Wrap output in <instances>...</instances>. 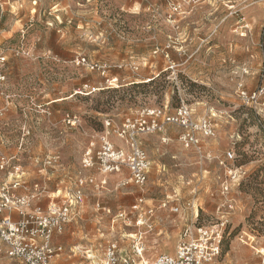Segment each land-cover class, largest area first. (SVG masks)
<instances>
[{"label": "rangeland", "instance_id": "obj_1", "mask_svg": "<svg viewBox=\"0 0 264 264\" xmlns=\"http://www.w3.org/2000/svg\"><path fill=\"white\" fill-rule=\"evenodd\" d=\"M3 3L0 163L8 170L2 181L12 183L11 166L21 165L27 187L16 192L35 193L32 205L43 208L73 195L81 178L93 176L97 183L83 185L76 217L55 233L63 246L59 261L101 264L115 242L122 261L151 263L161 253H175L184 228L228 220L222 248L238 236L260 251L264 264V109L244 104L235 87L238 80L249 89L263 82L264 0ZM174 4L180 8L174 10ZM84 57L87 61L79 62ZM88 62L106 65L105 73ZM86 82L101 91L77 94ZM182 104L215 124V135L202 139L201 152L186 149L181 128L171 125L166 133L142 136L152 161L143 187L84 167L86 151L99 147L105 130L121 143L105 126L108 119L117 126L140 109L167 105L174 112ZM68 113L77 115L74 124L66 121ZM232 165L245 174L226 196L222 183ZM141 194L146 209L157 207L151 229L136 224L130 212ZM167 195L175 196L177 212L172 204L158 208ZM195 198L197 218L188 207ZM177 216L183 221L176 222ZM138 241L144 255L139 256ZM0 264L25 263L6 254L0 239Z\"/></svg>", "mask_w": 264, "mask_h": 264}, {"label": "built area", "instance_id": "obj_2", "mask_svg": "<svg viewBox=\"0 0 264 264\" xmlns=\"http://www.w3.org/2000/svg\"><path fill=\"white\" fill-rule=\"evenodd\" d=\"M180 7L174 4V10ZM5 61L6 57H2ZM79 62H86V57L79 59ZM89 63V62H88ZM90 64V63H89ZM91 68H97L105 73L106 65L90 64ZM244 73H249L245 66ZM236 93L244 104L250 105L262 111L264 109V79L255 89H249L240 80L236 82ZM100 86L85 83L76 91L77 94L85 95L100 92ZM78 117L68 113L66 121L74 124ZM181 128L179 140L186 149H198L201 152L202 139L211 138L215 135V124L209 117L196 118L193 110L186 104L180 105L174 112L169 111L167 105L157 107H146L136 111L135 114L126 116L120 125L114 126L111 120L106 121L107 129H112L113 134L123 141L122 146L111 139V130H105L99 137L100 145L89 148L83 158L84 167L98 170L105 174L122 173L127 168L130 177L127 182H133L143 187L149 181V173L152 168L147 151L144 149L141 138L143 135L166 133L169 126ZM169 138L164 136L163 140ZM228 158H233V153L228 152ZM7 164L0 163V239L6 246V254L11 258L21 259L25 264H54V259L63 253V246L53 243L55 233H62L66 225L72 220L75 206L84 200L83 185L87 183L97 184L93 176L79 179L81 188L76 189L73 195L69 194L66 203L54 202L47 208L40 205L32 208L34 194L21 195L16 189L22 184L21 165H12L10 175L14 181L9 183L2 181V172L7 171ZM9 166V165H8ZM245 171L232 165L227 170V179L222 183V194L229 195L234 185H240L242 175ZM21 176V177H19ZM106 180L102 181L105 185ZM225 203L232 208V200ZM197 199L188 202L194 217L199 213L196 208ZM145 198L139 197L132 205L130 212L134 213L136 224L146 225L152 228L151 218L155 215L157 207H144ZM172 204V205H171ZM173 212L179 210L171 198L159 203L158 208L169 206ZM222 205H219V209ZM225 206V205H223ZM198 207V206H197ZM15 210L19 213L20 219H13L10 215H4L6 211ZM197 210L196 212H194ZM147 215H149L147 217ZM228 220H220L212 225H195L183 229L181 238L176 246L174 254L161 253L151 263L144 264H205L213 263L223 252L222 243L227 232ZM142 237L139 238L141 240ZM139 255L143 251L141 242H137ZM105 260L101 264H136L134 259L121 260L115 242L111 243L106 250ZM260 252V251H259Z\"/></svg>", "mask_w": 264, "mask_h": 264}, {"label": "crops", "instance_id": "obj_3", "mask_svg": "<svg viewBox=\"0 0 264 264\" xmlns=\"http://www.w3.org/2000/svg\"><path fill=\"white\" fill-rule=\"evenodd\" d=\"M12 1L13 0H10V1L9 0L8 1L7 0H4V3L3 4L10 5ZM15 2L20 3L21 6L23 5L22 4L23 3V0H15ZM7 9L8 10L10 9L9 11H11V8L9 6H7ZM164 135H166V134H164ZM164 135L162 137V140L164 138ZM112 137L113 136H111L112 141L115 142ZM115 138L119 139L116 136H115ZM120 141H121V143H116V142L115 143L118 144V145H121V146L123 144H125V143H123L122 140H120ZM141 143H142V138H141ZM142 145H143V143H142ZM127 173H129L128 177H127ZM113 174H117L120 177H122V178L124 177L126 179H128L130 177V172H129V170L127 168L123 169V172L122 173H113ZM21 186H24L26 188L27 187V184L22 181ZM141 196L143 197V195L141 194L140 196L137 197V199L139 197H141ZM167 198H171V200L175 204V196L167 195ZM167 198H165V199H167ZM68 199H69L68 196L65 195L62 198L61 201H58V203H66L68 201ZM165 199H162L161 201H163ZM37 205H40V204H36L34 202V204L32 205V208H34ZM40 206H42V205H40ZM145 206H147V205L144 202V207ZM6 212L3 213L2 216H4V215H10L15 220L21 218L20 215H19V213L16 212L15 210L9 211V213H6ZM74 216L76 217V213H75ZM73 219L74 218H72V220ZM178 221H183V218L181 216H177L176 217V222H178ZM55 238L58 239V235H55L54 236L53 243L56 244V245H61V244H58V243L55 242ZM223 248H224V250H223L222 254L213 263H205V264H261V255H260L258 249L256 247H254V246H250L249 247V245H247V243L243 242L238 236L232 235L228 240H226V244H225V246H223ZM63 254L64 253H62L61 255H59L58 257H56L54 259V264H62L59 261V259H60V257Z\"/></svg>", "mask_w": 264, "mask_h": 264}, {"label": "bare ground", "instance_id": "obj_4", "mask_svg": "<svg viewBox=\"0 0 264 264\" xmlns=\"http://www.w3.org/2000/svg\"><path fill=\"white\" fill-rule=\"evenodd\" d=\"M143 253H144V252L142 251V253H141L140 255H144ZM140 255H139V256H140ZM143 263H150V262H147V259L144 258V259H143Z\"/></svg>", "mask_w": 264, "mask_h": 264}, {"label": "trees", "instance_id": "obj_5", "mask_svg": "<svg viewBox=\"0 0 264 264\" xmlns=\"http://www.w3.org/2000/svg\"><path fill=\"white\" fill-rule=\"evenodd\" d=\"M242 183H243V182H241V184H242ZM241 184H240V185H241Z\"/></svg>", "mask_w": 264, "mask_h": 264}]
</instances>
